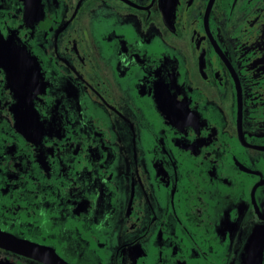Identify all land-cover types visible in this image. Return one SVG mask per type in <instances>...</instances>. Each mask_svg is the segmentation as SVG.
Returning a JSON list of instances; mask_svg holds the SVG:
<instances>
[{"label":"flooded vegetation","instance_id":"af4514ba","mask_svg":"<svg viewBox=\"0 0 264 264\" xmlns=\"http://www.w3.org/2000/svg\"><path fill=\"white\" fill-rule=\"evenodd\" d=\"M210 4L0 0V264H264V0Z\"/></svg>","mask_w":264,"mask_h":264},{"label":"water","instance_id":"95a60500","mask_svg":"<svg viewBox=\"0 0 264 264\" xmlns=\"http://www.w3.org/2000/svg\"><path fill=\"white\" fill-rule=\"evenodd\" d=\"M212 2H213V0H211V4H212ZM211 4H210V6H211ZM210 10V9H209Z\"/></svg>","mask_w":264,"mask_h":264}]
</instances>
